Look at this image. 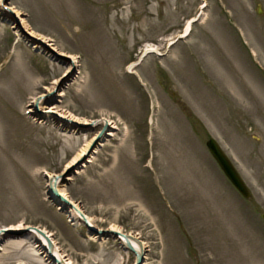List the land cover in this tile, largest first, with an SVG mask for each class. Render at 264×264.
Masks as SVG:
<instances>
[{
    "label": "rangeland",
    "instance_id": "374dc122",
    "mask_svg": "<svg viewBox=\"0 0 264 264\" xmlns=\"http://www.w3.org/2000/svg\"><path fill=\"white\" fill-rule=\"evenodd\" d=\"M3 2L23 19L0 15V227L25 240H0V264L53 263L26 225L72 264L136 262L118 237L89 239L45 200L41 169L70 173L65 197L94 228L144 241L140 264H264V0ZM14 28L42 41L53 65L14 45ZM42 92L51 97L32 124L24 109ZM49 104L72 119L47 115ZM101 117L116 128L100 135L104 123L90 122Z\"/></svg>",
    "mask_w": 264,
    "mask_h": 264
},
{
    "label": "bare ground",
    "instance_id": "6f19581e",
    "mask_svg": "<svg viewBox=\"0 0 264 264\" xmlns=\"http://www.w3.org/2000/svg\"><path fill=\"white\" fill-rule=\"evenodd\" d=\"M1 2H2V0H0V14H2V12H3V13H8L11 16H14L16 19H19L20 18L19 17L20 12L14 6L8 5V4L4 3V2L1 3ZM22 19L23 18L21 17L20 20H22ZM188 27H189V25H187L186 29H188ZM12 33L16 36V39H17L16 42H19L18 40H20L21 38H20V35L18 34V32H17V30L15 28L12 30ZM29 34H31V33L29 32ZM27 43H28L27 45L28 46H31L33 48V50H36L38 48V45H35L36 43L30 44V41L29 40H27ZM40 54H42L45 57V60L46 61H48L50 64L53 65V62L51 60V57L47 55V52L46 51L45 52H42ZM72 62H76V61L73 60ZM129 67L132 68L133 67V63H131L129 65ZM67 76L68 75H66V77ZM58 96H62V92ZM50 97H51L50 94H47V93L42 92L37 97H34V99L31 100V102L26 106V110H24V114H27V118L29 119V121L32 124H34V123L35 124L36 123H40V122L43 121V118L41 119L40 117H37L36 116V109L39 108V107H41L42 105H44ZM43 107H46L45 109H43V111H44V113H47V115H52V114H55L56 115L57 114L58 117L60 116V118H63L65 120H69V118L72 119V114H70V112H68L66 109H63L62 107L58 106V104H49L48 106H43ZM103 119H105L109 123V126L111 128H113V129L116 128V126L113 124V122L110 121L108 118H103ZM73 122H75V121H73ZM90 123H92V124H99V123H103V120H97V121L92 120ZM59 134H61V136H59V137H61V140L63 142H65V143L66 142H68V143L71 142L70 141L71 139H69L68 137L64 136V134L62 132H60ZM108 134L111 135L112 132L109 131ZM81 155H82V153L79 154V156H81ZM69 166L70 165H68V167ZM51 174L52 173H50L48 170H46V173L44 174V176H50ZM66 176H68V177L65 178V179H63V181L72 180L71 175H66ZM57 188H58V191L60 192L61 195H64V196L66 195V193H65L66 192V189H65V187H61L60 182L57 184ZM46 197L47 196H45L44 199H47ZM51 204H53V203H51ZM56 206H57L56 207V210L60 211L61 208L58 207V205H56ZM75 206H77L78 208H80L78 206V204H75ZM67 216L69 217L68 219H69V221H70L69 223L71 225L74 226V225H77L78 224L77 221H76L77 218H78L77 212H75L74 210H71V211L68 212V215ZM28 226L29 225H26L25 228H27ZM15 229H16L15 227H6V226L0 227V230H15ZM108 229L115 230V231L119 232L120 234L122 233L117 226H111ZM44 231H45V229H44ZM49 235H50V233H48V236ZM86 236L89 239H92V240L95 239L94 236L87 235V234H86ZM130 236H131V238L129 240H130L131 246L134 249V251L135 252H142V251L144 252L145 246H146L145 245V242L142 241L141 239H139V237L137 235H131L130 234ZM0 238H1V236H0ZM27 238L28 239H33L34 241L39 242V245L41 246V248H43L44 251H46L45 248L47 246V243H46L45 239L43 237L39 236L35 231H32L31 230L29 232V235H28ZM118 239L121 241L122 246L124 248H126V246H125L126 245V242H125V239L123 238V236H119ZM23 240H25V239L20 238V237H16V236H13V237H5V239H3V243L5 242V245L7 244V245H12V246H23V244H24V241ZM51 240H52V243L54 245V247H53V255L56 256L59 259H62L65 264H72L71 261L68 258L62 257L61 253L59 252L58 247L56 246L55 241L53 240L52 235H51ZM96 242H98V241L96 240ZM98 244L100 245L101 242H98ZM143 252H142V254H143ZM54 263H56V262H53L52 264H54ZM142 264H145V263L143 262Z\"/></svg>",
    "mask_w": 264,
    "mask_h": 264
},
{
    "label": "water",
    "instance_id": "95a60500",
    "mask_svg": "<svg viewBox=\"0 0 264 264\" xmlns=\"http://www.w3.org/2000/svg\"><path fill=\"white\" fill-rule=\"evenodd\" d=\"M32 39H33L32 42L39 44L41 47H46L42 41L37 40L35 38H32ZM97 120H103V123H104L103 127L99 133L101 135L105 132L106 128H108V122L105 119H103V117L96 119V121ZM205 145H206L209 153L214 158V160L217 162L220 169L223 171V173L228 178V180L231 182V184L244 197H249V195H250L249 190L247 189L245 183L241 179L237 170L235 169V167L232 165L231 161L227 157L226 153L220 147L219 143L213 137H208L207 140L205 141ZM68 174H70V173L67 172L65 174L54 175L52 177L45 176V178L47 179V181L49 183L47 194L49 195L50 199H52L54 203L61 205L62 209L66 210V211L74 210L75 212H77V214L79 215L78 220L80 223H82L85 226L88 234L95 235V236L96 235H105V234H112L114 237L123 236V238L125 239L127 248L130 251L134 252V254L136 256L135 264H140L143 260V254H142L143 251L142 252H135L134 251V249L131 246L130 240H129L131 238L130 234L123 233V232L120 234L119 232H117L115 230H110V229L102 230V229L94 228L91 225V223L88 221V219L86 218L85 214L81 211V209L78 208L77 206H75V203L71 202L70 199H67L64 195L60 194V192L58 191V188H57V184L59 182H60V184L64 183L63 179H65V176ZM263 217H264V214H263ZM31 230L35 231L39 236H41L45 239V241L47 243V246L45 249H46V253L48 254L49 258L53 262H56L55 264H65L62 259H59L53 255L54 245L52 243L51 237L48 236V234L42 228H40L38 226L30 225L27 228L23 229L22 232L28 233ZM11 232H12V230H0V236H1L0 240L5 239V237H7L8 234Z\"/></svg>",
    "mask_w": 264,
    "mask_h": 264
}]
</instances>
